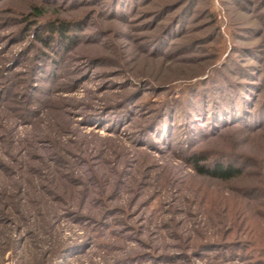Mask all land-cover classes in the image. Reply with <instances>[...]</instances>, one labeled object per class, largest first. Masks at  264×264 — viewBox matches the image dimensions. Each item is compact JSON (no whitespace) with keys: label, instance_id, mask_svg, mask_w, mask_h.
<instances>
[{"label":"rangeland","instance_id":"1","mask_svg":"<svg viewBox=\"0 0 264 264\" xmlns=\"http://www.w3.org/2000/svg\"><path fill=\"white\" fill-rule=\"evenodd\" d=\"M0 264H264V0H0Z\"/></svg>","mask_w":264,"mask_h":264},{"label":"trees","instance_id":"2","mask_svg":"<svg viewBox=\"0 0 264 264\" xmlns=\"http://www.w3.org/2000/svg\"><path fill=\"white\" fill-rule=\"evenodd\" d=\"M67 27L64 26L63 24H60V27H56L55 25L50 24L48 26V30L51 33V36L57 35V37L61 38L62 40L66 38L65 31ZM198 163V160H195ZM198 172L203 175V176H208L214 179H218L221 181H229L236 176L240 174L239 170L234 169L233 167H222V166H217L213 169H206L204 167H196Z\"/></svg>","mask_w":264,"mask_h":264}]
</instances>
